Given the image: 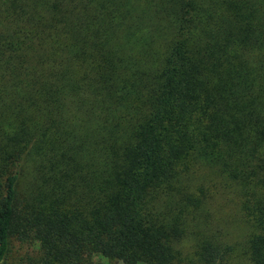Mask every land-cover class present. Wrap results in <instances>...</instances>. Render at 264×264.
Here are the masks:
<instances>
[{
	"label": "trees",
	"instance_id": "16d2710c",
	"mask_svg": "<svg viewBox=\"0 0 264 264\" xmlns=\"http://www.w3.org/2000/svg\"><path fill=\"white\" fill-rule=\"evenodd\" d=\"M229 209L264 264V0H0V264H224Z\"/></svg>",
	"mask_w": 264,
	"mask_h": 264
},
{
	"label": "rangeland",
	"instance_id": "374dc122",
	"mask_svg": "<svg viewBox=\"0 0 264 264\" xmlns=\"http://www.w3.org/2000/svg\"><path fill=\"white\" fill-rule=\"evenodd\" d=\"M229 215V223L226 225L228 230L226 234V242L234 246V251L228 256L224 264H252L246 258L242 257L238 249H242L243 242L246 235L245 226L240 222L239 218L233 214L232 209L227 211ZM231 215V216H230ZM238 248V249H237ZM17 258L10 257L8 264H14ZM94 264H115L114 262H108L104 259L95 257ZM121 264V263H118Z\"/></svg>",
	"mask_w": 264,
	"mask_h": 264
}]
</instances>
